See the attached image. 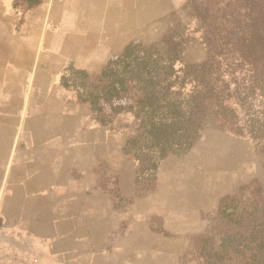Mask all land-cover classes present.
Listing matches in <instances>:
<instances>
[{
	"label": "crops",
	"instance_id": "1",
	"mask_svg": "<svg viewBox=\"0 0 264 264\" xmlns=\"http://www.w3.org/2000/svg\"><path fill=\"white\" fill-rule=\"evenodd\" d=\"M7 2L0 0V264H174L201 224L207 194L197 170L176 179L168 155L156 166L143 142L118 133L112 119L124 108L108 112L105 92H71L65 75L70 67L104 75L132 45L126 36L139 34L126 14L135 19L141 0H39L26 12L8 11ZM93 96L99 110L105 105L100 117Z\"/></svg>",
	"mask_w": 264,
	"mask_h": 264
},
{
	"label": "rangeland",
	"instance_id": "2",
	"mask_svg": "<svg viewBox=\"0 0 264 264\" xmlns=\"http://www.w3.org/2000/svg\"><path fill=\"white\" fill-rule=\"evenodd\" d=\"M7 1L8 11L26 12L31 9V3L39 0ZM149 1L141 0L140 14L134 13L135 19L127 20L129 14H126V22L134 23L135 28L138 25L140 31L137 35L135 29L133 36H126L125 45H153L163 50L164 37L173 32L185 47L183 63L199 64L208 58V50L202 42L203 31L198 29V20L190 7L193 5L202 11L208 7L207 14L212 21L214 17L221 19L226 4L236 0H195V4L192 0ZM257 2L258 9L264 13V0ZM65 75L67 88L86 99L91 92L100 95L108 84L103 74L93 70L70 67ZM234 87L232 84V89ZM97 102L99 106L102 104ZM104 106L103 110H95L99 117L106 108L108 112L117 108L120 112V107L126 111V115L116 118L110 115L115 125L123 127L118 133L126 140L141 135L142 130L133 128L140 123L135 117V90L123 99H113L108 107ZM236 107L239 123H230L223 117H207L201 138L189 151L168 154L172 159L166 164L175 178L190 177V172L197 170V178L202 180L207 194L200 203L198 233L181 243L180 251L173 256L174 264H264V248L260 249L264 240V138L249 134L250 125L261 127L264 132V99L256 101L249 112L255 121L245 116L241 104ZM194 165L197 168L192 169Z\"/></svg>",
	"mask_w": 264,
	"mask_h": 264
},
{
	"label": "trees",
	"instance_id": "3",
	"mask_svg": "<svg viewBox=\"0 0 264 264\" xmlns=\"http://www.w3.org/2000/svg\"><path fill=\"white\" fill-rule=\"evenodd\" d=\"M38 4L35 1L29 8ZM192 6L208 50L205 61L184 64L183 41L172 32L164 37L163 50L130 45L103 76L108 80L103 89L108 103L135 90V117L142 133L133 142H143L141 150L148 151L156 166L169 153L189 151L201 138L207 117L239 123L236 106L241 104L245 116L255 121L249 112L264 99V13L257 0L229 1L221 19L212 21L208 7L202 11ZM99 100L92 97L94 110ZM250 128L252 137L264 138L261 127Z\"/></svg>",
	"mask_w": 264,
	"mask_h": 264
}]
</instances>
